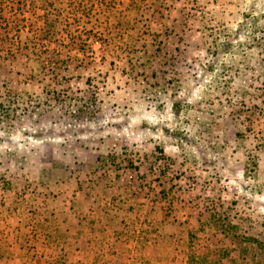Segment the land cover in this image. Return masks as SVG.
<instances>
[{
	"label": "rangeland",
	"instance_id": "rangeland-1",
	"mask_svg": "<svg viewBox=\"0 0 264 264\" xmlns=\"http://www.w3.org/2000/svg\"><path fill=\"white\" fill-rule=\"evenodd\" d=\"M160 1L0 0V247L95 180L146 207L101 264H264V0Z\"/></svg>",
	"mask_w": 264,
	"mask_h": 264
},
{
	"label": "crops",
	"instance_id": "crops-1",
	"mask_svg": "<svg viewBox=\"0 0 264 264\" xmlns=\"http://www.w3.org/2000/svg\"><path fill=\"white\" fill-rule=\"evenodd\" d=\"M147 2L156 7L153 13L160 12L159 8L157 9L161 7L157 6L161 3L160 0H146ZM76 183L81 187L72 192L65 183H59L60 187H57L61 189V193L56 197L36 198L32 202L36 205L34 212L24 215V219L19 216L18 223L15 222L16 225L21 221L18 226L28 227L21 229L18 235L11 234V242L5 247H0V264H101L98 260L103 254L111 252L118 240H125L118 228L122 221L129 224L128 230H132L135 235H144L145 206L138 208L141 209L139 214L129 205L127 208L132 212L128 213L129 210L125 211L124 208L118 213L116 204L125 206L129 201L122 197L112 198L111 186L105 185L102 191L103 185L99 181ZM15 225L9 227L8 231L19 230ZM27 233L29 238L33 236L32 241L37 240L35 245L43 255L35 256L33 250L28 248ZM40 237L47 240L46 245L41 243ZM55 259L61 260L55 263Z\"/></svg>",
	"mask_w": 264,
	"mask_h": 264
},
{
	"label": "trees",
	"instance_id": "trees-1",
	"mask_svg": "<svg viewBox=\"0 0 264 264\" xmlns=\"http://www.w3.org/2000/svg\"><path fill=\"white\" fill-rule=\"evenodd\" d=\"M1 109H0V114L2 116H7L8 113H5V111ZM210 258H211L210 253H204L203 255L200 256L192 253L190 254L189 262L190 264H222V261L220 259L216 260L213 257L211 259Z\"/></svg>",
	"mask_w": 264,
	"mask_h": 264
}]
</instances>
